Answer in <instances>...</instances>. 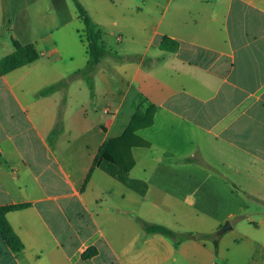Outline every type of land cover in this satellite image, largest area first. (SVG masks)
Segmentation results:
<instances>
[{
	"label": "crops",
	"instance_id": "0c3cea01",
	"mask_svg": "<svg viewBox=\"0 0 264 264\" xmlns=\"http://www.w3.org/2000/svg\"><path fill=\"white\" fill-rule=\"evenodd\" d=\"M77 1L109 52L86 76L66 0H0V60L38 54L0 75V208L21 243L0 237V264H264V217L235 224L264 202V0ZM135 115L151 117L130 151L143 195L94 166Z\"/></svg>",
	"mask_w": 264,
	"mask_h": 264
},
{
	"label": "trees",
	"instance_id": "16d2710c",
	"mask_svg": "<svg viewBox=\"0 0 264 264\" xmlns=\"http://www.w3.org/2000/svg\"><path fill=\"white\" fill-rule=\"evenodd\" d=\"M54 8L57 11L64 9L65 0H51ZM75 6L78 18L84 25V38L87 47L88 61L82 71V75H89L94 71L99 62L109 55L102 46L99 44V33L97 26L93 23L91 18L87 15L84 8L77 0H71ZM159 49L165 52L175 53L179 49V43L169 38H162ZM38 57V54L33 47H22L15 45L14 52L0 60V75L9 73L17 68L33 63ZM89 82V79H86ZM151 125L150 116L135 115L132 123L127 127L122 136L111 139L104 143L101 147L98 157L95 160L94 166L103 169L110 176L114 177L121 183L128 186L130 189L143 195L145 193L144 183L133 181L128 178L129 171L133 167V160L130 151L133 147L148 148L149 144L140 140L135 132L138 129L147 128ZM250 202L256 206L264 208V202L254 197H250ZM19 208V207H15ZM11 208H0V237L13 252L18 253L21 250V243L17 236L14 234L5 219V214ZM241 218V217H240ZM143 230L147 234H164L171 238H177L178 235L162 226L151 225L142 223ZM185 238L206 239L211 238V235H195L192 233L184 235ZM182 236V237H184ZM95 254L93 249L86 252L82 258H89Z\"/></svg>",
	"mask_w": 264,
	"mask_h": 264
},
{
	"label": "rangeland",
	"instance_id": "374dc122",
	"mask_svg": "<svg viewBox=\"0 0 264 264\" xmlns=\"http://www.w3.org/2000/svg\"><path fill=\"white\" fill-rule=\"evenodd\" d=\"M96 3H102V2H106L108 3L109 0H95ZM123 3H129L132 6H137L138 4H140V2L142 0H119ZM166 0H160V2H164ZM111 2V1H110ZM112 2H114L115 4L118 5V0H112ZM67 6L69 7V9L76 15V10H75V6L73 4V2L71 0H66ZM101 5V4H100ZM103 6V5H101ZM103 13V12H102ZM106 19H108L109 22H112L113 20L117 19L114 14H106L104 15V13L102 14ZM126 20H124V24H128L130 25V23H133V20L130 19L128 16L124 17ZM129 20V21H128ZM128 41H132L133 43H135V40H131L129 39ZM110 46H116V44L113 42V39L110 40L109 42ZM119 46V45H117ZM241 217V218H240ZM237 220H236V226L237 229L239 230V232H244V231H253L252 228L246 223V219L247 218H254L256 223L259 222V219H262L264 217V208L260 207V206H256L255 204H252L250 202V207L247 208L246 212L244 213V215L240 216Z\"/></svg>",
	"mask_w": 264,
	"mask_h": 264
},
{
	"label": "water",
	"instance_id": "95a60500",
	"mask_svg": "<svg viewBox=\"0 0 264 264\" xmlns=\"http://www.w3.org/2000/svg\"><path fill=\"white\" fill-rule=\"evenodd\" d=\"M228 226H229V225H226L222 230H223V231L226 230V228H228Z\"/></svg>",
	"mask_w": 264,
	"mask_h": 264
}]
</instances>
